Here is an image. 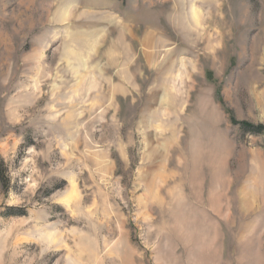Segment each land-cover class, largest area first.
<instances>
[{
    "label": "clouds",
    "instance_id": "1",
    "mask_svg": "<svg viewBox=\"0 0 264 264\" xmlns=\"http://www.w3.org/2000/svg\"><path fill=\"white\" fill-rule=\"evenodd\" d=\"M0 264H264V0H0Z\"/></svg>",
    "mask_w": 264,
    "mask_h": 264
}]
</instances>
